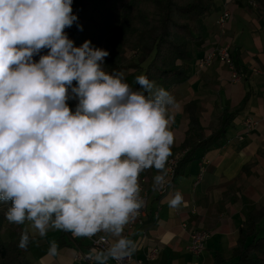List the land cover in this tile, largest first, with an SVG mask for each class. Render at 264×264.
Returning a JSON list of instances; mask_svg holds the SVG:
<instances>
[{
    "label": "clouds",
    "instance_id": "9594fccd",
    "mask_svg": "<svg viewBox=\"0 0 264 264\" xmlns=\"http://www.w3.org/2000/svg\"><path fill=\"white\" fill-rule=\"evenodd\" d=\"M72 4L0 0V202L10 204V223L27 222L41 237H112L89 255L107 264L135 251L123 232L143 207L140 174L155 169L154 186L167 183L175 101L144 75L138 90L106 71L109 52L90 40L75 46L65 31L78 20ZM182 203V193L171 195L170 207ZM29 240L23 231L18 247ZM58 247L51 241L49 252Z\"/></svg>",
    "mask_w": 264,
    "mask_h": 264
},
{
    "label": "crops",
    "instance_id": "0c3cea01",
    "mask_svg": "<svg viewBox=\"0 0 264 264\" xmlns=\"http://www.w3.org/2000/svg\"><path fill=\"white\" fill-rule=\"evenodd\" d=\"M213 1L214 8L204 20L205 41L188 63L189 78L178 87L165 88L175 101L170 108L175 142L169 159L178 156L179 160L184 153L179 148L189 125L186 104L196 102V114L204 137H208L224 109L236 108L249 93L247 103L228 127L233 130L229 133L227 129V142L205 153L196 151L166 192L160 194L155 189V169L140 174L146 216L131 228L126 225L123 235L135 242L130 256L146 264H212L217 252L229 258L246 214L264 205V0H253L259 6L248 0ZM225 9L231 18L221 29L217 19ZM221 47H227L243 66L240 80L232 79L229 68L219 60L217 50ZM207 52L214 56L209 65L199 68L197 63ZM76 103L68 101L73 110ZM248 116L256 121L250 132L244 125ZM176 191L182 193L183 203L173 208L169 200ZM197 229L205 230L208 238L202 253L194 255L188 245L190 233ZM27 230L32 264H95L89 255L101 251L87 238H76L66 231L49 230L41 237L29 223ZM107 239L110 244L113 238ZM51 241L59 246L55 255L49 252ZM152 248L157 249L154 260L148 259ZM112 262L109 259L107 264Z\"/></svg>",
    "mask_w": 264,
    "mask_h": 264
},
{
    "label": "trees",
    "instance_id": "16d2710c",
    "mask_svg": "<svg viewBox=\"0 0 264 264\" xmlns=\"http://www.w3.org/2000/svg\"><path fill=\"white\" fill-rule=\"evenodd\" d=\"M72 8L78 20L65 30L68 37L71 39L77 34L80 45L90 40L92 46L107 50L106 71L123 72L134 89L142 90L135 83L140 75L168 89L182 85L189 78L188 63L205 41L204 20L214 8V1L73 0ZM127 51L131 52L130 56H125ZM41 54H46V50ZM232 60L242 75L239 60L233 56ZM248 95L236 108L223 110L208 137H204L196 114V102L184 106L189 125L179 148L184 153L177 161L173 177L194 159L196 151L205 153L227 142L226 131L244 109ZM9 207V203L0 202V264H32L28 260L31 236L25 249L18 247L27 222L24 225L10 223L6 219ZM212 264H264V205L246 214L238 228L231 256L224 258L217 252Z\"/></svg>",
    "mask_w": 264,
    "mask_h": 264
},
{
    "label": "built area",
    "instance_id": "2783aa9c",
    "mask_svg": "<svg viewBox=\"0 0 264 264\" xmlns=\"http://www.w3.org/2000/svg\"><path fill=\"white\" fill-rule=\"evenodd\" d=\"M248 1L251 4H255L253 0H248ZM230 18H231L230 11L228 9L223 10L217 19L218 26L221 29H223L226 26L227 22L230 20ZM217 55H218L219 60L229 68L232 79H234L235 81L240 80L242 78V75L238 73V71L235 69L229 49L227 47H221L217 50ZM213 56H214L213 52H207L204 55V57L198 61L197 66L199 68H203L209 65ZM253 71H257V70L253 69ZM255 124H256L255 119L251 116H248L244 121L246 132H250L252 128L255 126ZM239 138H241V136ZM177 161H178V156H174L168 159V163L166 167L167 183L165 184L163 188H160L157 186L155 187L158 193L162 194L172 187V179H173V175H174L175 168L177 165ZM140 196L143 199V207L140 209L139 215L137 216V218L133 222L128 224V228H131L134 225V223H136L137 221H140L142 218L146 216V197L143 193L142 188H141ZM207 238H208V233L205 230H202V229L193 230L190 233V243L188 245L189 251L193 253L194 255H199L200 253H202V251L204 250L205 241ZM87 239L89 240L92 246L100 250H104L109 246V241L107 238L101 239L100 237L94 236L92 238H87ZM156 256H157V249L156 248L150 249V251L148 252V259L154 260ZM132 262L134 264H146L145 262L139 259L134 260L130 255L125 257L122 261H119V262L117 260H113L112 264H131Z\"/></svg>",
    "mask_w": 264,
    "mask_h": 264
},
{
    "label": "rangeland",
    "instance_id": "374dc122",
    "mask_svg": "<svg viewBox=\"0 0 264 264\" xmlns=\"http://www.w3.org/2000/svg\"><path fill=\"white\" fill-rule=\"evenodd\" d=\"M255 5L256 6H259V2H256L255 1ZM71 39L74 41V44H75V46H80V42H79V40H78V35L77 34H75V35H73L72 37H71ZM131 55V52L130 51H127L126 53H125V56H130ZM158 86H160V85H158ZM233 130V128H229L228 129V132L229 133H231V131ZM208 253V252H207Z\"/></svg>",
    "mask_w": 264,
    "mask_h": 264
}]
</instances>
